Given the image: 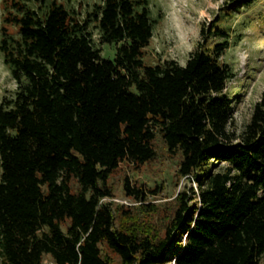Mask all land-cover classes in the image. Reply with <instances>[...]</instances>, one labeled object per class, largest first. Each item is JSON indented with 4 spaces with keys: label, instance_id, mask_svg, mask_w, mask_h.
I'll return each instance as SVG.
<instances>
[{
    "label": "trees",
    "instance_id": "1",
    "mask_svg": "<svg viewBox=\"0 0 264 264\" xmlns=\"http://www.w3.org/2000/svg\"><path fill=\"white\" fill-rule=\"evenodd\" d=\"M257 1L236 0L234 11ZM2 9L0 53L15 88L0 99V264H112L102 245L117 264H155L178 226L173 264L261 263L264 89L235 133L241 95L227 93L235 72L221 58L243 34L218 18L200 27L184 65L150 63L149 0H99L84 10L2 0ZM94 34L113 45L112 58ZM157 138L178 154L177 176L196 187L176 193L167 236L154 241L144 214L127 208L115 227L122 206L102 199L112 197L107 180L119 162L151 161ZM123 190L146 199L127 178Z\"/></svg>",
    "mask_w": 264,
    "mask_h": 264
},
{
    "label": "rangeland",
    "instance_id": "2",
    "mask_svg": "<svg viewBox=\"0 0 264 264\" xmlns=\"http://www.w3.org/2000/svg\"><path fill=\"white\" fill-rule=\"evenodd\" d=\"M68 10H84L88 5L99 0H56ZM236 0H149L151 16L155 20L152 37L144 48V60L154 63L163 59H173L184 65L189 53L200 40V27H205L220 18V24L234 29L240 34L237 40L231 38V46L225 49L222 59L228 62L235 72V77L227 84V93L233 96L237 92L241 98L234 104L231 127L235 133L241 131L248 121L254 104L259 100L264 89V0H258L248 8L234 11L233 2ZM259 14H262L259 18ZM3 9L0 0V26L2 25ZM10 29V28H9ZM95 44L102 51L103 56L112 58L113 45L97 42V35H93ZM214 41V39L209 40ZM235 41V42H233ZM15 88V82L10 77L7 67L2 61L0 53V99L2 95H9ZM156 157L142 165H134L127 161L119 162L107 182L112 197H105L103 202H109L116 211L115 227L123 221V210L130 209L132 214L140 212L146 218L144 229H148L154 241L163 239L167 235L166 227L173 212V200L177 192H190L195 190V182L188 181L176 174L178 154H170L159 138L155 141ZM127 178L129 183L141 187L146 199L139 204L125 195L123 181ZM161 184L156 190V185ZM74 186V185H73ZM156 190V192H153ZM154 208L150 209V207ZM190 207V206H189ZM191 208V207H190ZM178 226L167 237L165 248L160 255V262L155 264H173L174 254L180 250L176 239H183ZM101 253L108 257L112 264H117V256L101 246ZM260 264H264L262 259Z\"/></svg>",
    "mask_w": 264,
    "mask_h": 264
},
{
    "label": "built area",
    "instance_id": "3",
    "mask_svg": "<svg viewBox=\"0 0 264 264\" xmlns=\"http://www.w3.org/2000/svg\"><path fill=\"white\" fill-rule=\"evenodd\" d=\"M43 264H54V263L48 261V262H45Z\"/></svg>",
    "mask_w": 264,
    "mask_h": 264
}]
</instances>
